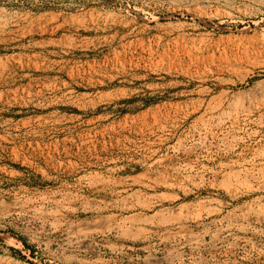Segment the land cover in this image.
Returning <instances> with one entry per match:
<instances>
[{"label": "rangeland", "instance_id": "374dc122", "mask_svg": "<svg viewBox=\"0 0 264 264\" xmlns=\"http://www.w3.org/2000/svg\"><path fill=\"white\" fill-rule=\"evenodd\" d=\"M0 264H264V0H0Z\"/></svg>", "mask_w": 264, "mask_h": 264}, {"label": "bare ground", "instance_id": "6f19581e", "mask_svg": "<svg viewBox=\"0 0 264 264\" xmlns=\"http://www.w3.org/2000/svg\"><path fill=\"white\" fill-rule=\"evenodd\" d=\"M177 33L184 34L187 30V27L183 24L170 25Z\"/></svg>", "mask_w": 264, "mask_h": 264}, {"label": "trees", "instance_id": "16d2710c", "mask_svg": "<svg viewBox=\"0 0 264 264\" xmlns=\"http://www.w3.org/2000/svg\"><path fill=\"white\" fill-rule=\"evenodd\" d=\"M14 253H16V254L19 256V253H18V251H15V250H14Z\"/></svg>", "mask_w": 264, "mask_h": 264}]
</instances>
